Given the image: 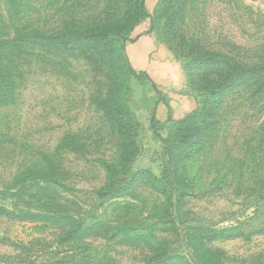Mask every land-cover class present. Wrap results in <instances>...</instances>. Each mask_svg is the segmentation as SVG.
<instances>
[{"label":"rangeland","instance_id":"374dc122","mask_svg":"<svg viewBox=\"0 0 264 264\" xmlns=\"http://www.w3.org/2000/svg\"><path fill=\"white\" fill-rule=\"evenodd\" d=\"M43 1L17 0L12 4L0 0V51L3 42L14 38L17 31L56 23L52 13L43 11L47 9ZM160 1L147 5L145 0L147 17L112 36L122 72L120 80L114 81L112 106L115 109V105H121L129 113V119L123 120L134 141L125 155L128 161H120L121 141L99 106L109 81L94 72L83 57L49 53L48 49L43 50V58L28 56L18 70L22 77L15 79L12 96L5 101L0 97V207L10 211L9 215L0 212V237L8 240L0 244L1 259L16 256L12 244L34 239L52 243L61 236L58 226L22 215L31 212L67 215L79 221L87 229L83 230L81 248L96 257L95 264H156L160 255L177 264H204L202 254L194 251L186 234L199 226L226 232L210 245L225 252L233 260L230 264H240L249 257L254 259L249 264H264V200L256 197L264 190L252 175L241 185L230 181L220 165L224 146L231 157H241L237 137L246 125L252 128L264 122L263 112L249 113L246 124L240 111L234 112L225 143L187 163L194 191L182 178H170L160 187L150 179L160 181L164 170L170 171L160 139L171 143L178 137L176 124L197 114L210 101L208 94L188 85L186 52L167 49L160 31L163 22L153 18ZM105 2L101 0L96 6L90 0L78 17H95ZM186 8L182 24H177L178 34H183L186 42H198L222 55L247 52L254 57L260 53L264 44V0H187ZM152 18L157 29L153 31L149 28ZM142 23L178 62L187 92L195 101V109L186 113L180 108L182 93H174L164 110L163 122L155 117L160 138L154 135L150 120L157 104L166 101L165 95L148 77L139 75L141 72H136L137 76L127 72L130 65L125 46L134 40L135 29ZM243 102L238 96L229 98L233 107ZM257 171L258 177L264 178V162ZM140 174L143 180L130 181ZM20 183L23 189H19ZM117 186L123 187L119 195L113 192ZM13 193L15 197L9 196ZM134 236L139 240L130 239Z\"/></svg>","mask_w":264,"mask_h":264},{"label":"trees","instance_id":"16d2710c","mask_svg":"<svg viewBox=\"0 0 264 264\" xmlns=\"http://www.w3.org/2000/svg\"><path fill=\"white\" fill-rule=\"evenodd\" d=\"M7 1L14 4V1L17 0ZM89 1L44 0L47 9L43 11L46 15L52 13L51 19L56 23L46 28L17 31L14 38L3 42L0 51V97L5 101L12 96L15 79L22 77V73L18 70L28 56L32 58L43 56V50L48 49L49 53H69L83 57L94 72L103 74L110 82L106 88V97L99 101V106L107 114L108 117H106L112 122L116 137L121 141V145H119V152L122 154L120 161L126 162L128 158L125 155L133 147L134 141L129 127L123 121L125 118L129 119V113L121 105H115L117 106L115 109L112 106L115 99L113 96L114 81L120 80L122 74L118 69L120 59L113 48L112 36L133 28L141 19L147 17L145 0H106L104 9L99 11L95 17H91L89 20L79 18L81 9L85 8L84 5ZM100 2L101 0H94L96 6ZM186 7L187 0H161L155 8L153 18L163 22L160 31L165 39L167 49L180 54L186 52L185 56L189 59L190 66L186 70L187 73L185 72L189 79L188 85L208 94L210 101L197 114L186 117L176 124L174 131L178 132V137L171 143L160 139L170 171L164 170L160 181L155 178L150 179L160 187L162 185L160 183L169 182L170 178H177V180L182 178L185 184H189L188 188L192 192L195 188L189 180L187 163L194 161L203 153L213 150L219 143H225L231 134L230 122L234 119L229 121V118L234 112L240 111V116L245 124L249 113L253 111L264 113L262 108L264 107V44L259 48L260 53L256 52L258 56L250 57L247 56V52H244L245 54L227 52L222 55L208 50L198 42L188 43L184 40L183 34H178L177 30V24H182L184 20ZM36 13L41 18L40 12ZM153 18L149 27L151 31L157 30ZM28 45L30 47L27 48ZM127 72L137 76L131 67H128ZM139 75L147 77L145 73ZM233 95L243 98V104L236 107L229 104V98ZM251 116L254 115L251 114ZM155 123L153 113L150 127L154 135L158 137ZM182 127H186L183 135ZM245 127L237 137L241 157H231L228 149L224 146L223 165H220L226 169L225 175L230 181H236L241 185L252 175L255 176L260 190H264V178H259L257 175V167L264 162V122L252 128L249 125ZM143 179V175L140 174L134 175L130 181L135 182ZM20 186L19 189H23V184L20 183ZM121 186L114 189L113 192H116L114 194H120V189H123ZM114 194L110 196H115ZM263 194L256 195L255 193L256 197L259 196L264 200ZM9 196L15 197V194ZM0 212L6 215L10 213L2 207H0ZM22 215L24 218L33 217L52 223L60 228L62 234L57 241L52 243L34 239L25 243L12 244L17 251L16 256L11 259L0 258V264L96 263V257L90 252H83L84 246L81 248L84 238L83 230L87 229H83L80 222L75 221L73 217L55 213L36 215L31 212H25ZM223 233L226 232L210 230L203 226L193 227L186 232L188 242L196 253L202 254L204 264H230L233 260L225 252L210 245L218 235ZM124 237L128 239L127 235ZM130 239L139 240L135 236ZM137 241L136 243L141 242ZM6 242H8L7 239L0 237V244ZM158 252L156 251L155 254L160 255ZM160 256H157L160 262L156 264H177L173 262L175 260L172 258ZM247 259L241 260L239 263L249 264L254 260L251 257ZM150 263L152 264L151 261L146 262V264ZM183 264L188 263L184 262Z\"/></svg>","mask_w":264,"mask_h":264},{"label":"crops","instance_id":"0c3cea01","mask_svg":"<svg viewBox=\"0 0 264 264\" xmlns=\"http://www.w3.org/2000/svg\"><path fill=\"white\" fill-rule=\"evenodd\" d=\"M153 3L155 0H146L147 5ZM140 26L135 29L134 40L125 46V57L135 72L145 73L165 95L166 101H160L156 106L155 117L163 122L164 110L170 99L173 100L174 93H182L180 108L190 113L195 109V101L187 92L184 72L172 54L148 31V25L142 23Z\"/></svg>","mask_w":264,"mask_h":264}]
</instances>
